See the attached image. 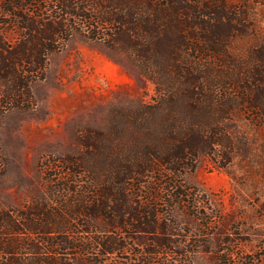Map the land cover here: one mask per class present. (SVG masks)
<instances>
[{
	"label": "trees",
	"instance_id": "1",
	"mask_svg": "<svg viewBox=\"0 0 264 264\" xmlns=\"http://www.w3.org/2000/svg\"><path fill=\"white\" fill-rule=\"evenodd\" d=\"M231 17L225 4L192 0H0V26L17 35L11 43L0 32V119L32 105V85L76 32L102 43L157 94L116 108L107 128L80 138L77 152L41 165L57 171L61 187L0 207V264H106L127 241L141 247L137 264H154L181 255L170 236L182 224L178 212L210 225L204 195L184 175L200 157L229 162L246 146L234 135L235 114L257 113L264 129V54L254 55L256 77L240 96L230 79L205 80L197 68L196 59L221 62L228 53Z\"/></svg>",
	"mask_w": 264,
	"mask_h": 264
},
{
	"label": "rangeland",
	"instance_id": "2",
	"mask_svg": "<svg viewBox=\"0 0 264 264\" xmlns=\"http://www.w3.org/2000/svg\"><path fill=\"white\" fill-rule=\"evenodd\" d=\"M192 1L225 4L234 19L237 28L221 62L196 61L200 77L230 79L232 94L240 96V86L256 77L254 55L264 54V0ZM0 32L11 43L17 37L12 28L0 26ZM190 51V58L197 56ZM31 91L29 108L10 110L0 119L1 208H18L31 197L61 187L65 180L56 176L57 171H43L41 165L77 152L80 138L107 128L116 108L149 104L157 97L151 81L115 62L102 43L82 32L73 33L49 58L45 78ZM233 117L234 135L244 138L246 146L235 150L229 162L200 157L183 177L199 197L204 195L205 215L213 213L212 222L204 226L200 218L178 212L182 224L170 236L180 244L174 251L181 255L160 256L154 264H264V129L256 126L255 112L241 111ZM126 246L106 264H137L133 254L141 247L131 241Z\"/></svg>",
	"mask_w": 264,
	"mask_h": 264
}]
</instances>
